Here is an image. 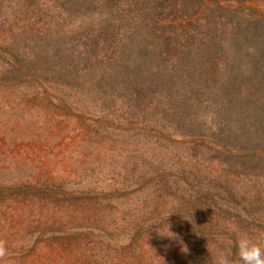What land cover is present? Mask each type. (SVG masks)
I'll return each instance as SVG.
<instances>
[{
  "label": "rangeland",
  "instance_id": "rangeland-1",
  "mask_svg": "<svg viewBox=\"0 0 264 264\" xmlns=\"http://www.w3.org/2000/svg\"><path fill=\"white\" fill-rule=\"evenodd\" d=\"M258 66L264 0H0V264L237 259L264 232Z\"/></svg>",
  "mask_w": 264,
  "mask_h": 264
},
{
  "label": "clouds",
  "instance_id": "clouds-1",
  "mask_svg": "<svg viewBox=\"0 0 264 264\" xmlns=\"http://www.w3.org/2000/svg\"><path fill=\"white\" fill-rule=\"evenodd\" d=\"M201 119L208 129L211 131L217 130L213 113H206ZM234 231L236 230L234 229ZM161 234L171 236L169 234ZM235 245L237 248V259H232L228 253L219 250L213 257V264H264V232L256 235L237 232ZM184 251L186 252L187 248ZM7 256L6 241L0 239V260H4Z\"/></svg>",
  "mask_w": 264,
  "mask_h": 264
},
{
  "label": "trees",
  "instance_id": "trees-1",
  "mask_svg": "<svg viewBox=\"0 0 264 264\" xmlns=\"http://www.w3.org/2000/svg\"><path fill=\"white\" fill-rule=\"evenodd\" d=\"M242 33H243V32H242ZM238 36H240V33L238 34ZM245 40H246V38L243 39V40H241V41H239V42H243V41H245ZM235 46H236V47H240L239 44L236 45V43H235ZM237 50H239V48H237ZM261 68H262V67L258 66V68H257L256 70L251 69V72L254 71V73H253V77L256 76V75H259V76L262 75V76H263L264 73H262V72L260 71Z\"/></svg>",
  "mask_w": 264,
  "mask_h": 264
}]
</instances>
